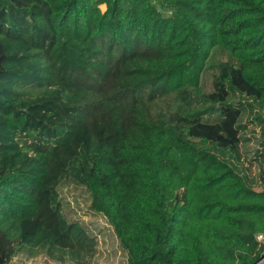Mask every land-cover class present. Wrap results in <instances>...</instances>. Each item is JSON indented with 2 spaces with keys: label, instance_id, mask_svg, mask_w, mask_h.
Wrapping results in <instances>:
<instances>
[{
  "label": "trees",
  "instance_id": "1",
  "mask_svg": "<svg viewBox=\"0 0 264 264\" xmlns=\"http://www.w3.org/2000/svg\"><path fill=\"white\" fill-rule=\"evenodd\" d=\"M158 1L0 0V264H264V0Z\"/></svg>",
  "mask_w": 264,
  "mask_h": 264
},
{
  "label": "rangeland",
  "instance_id": "2",
  "mask_svg": "<svg viewBox=\"0 0 264 264\" xmlns=\"http://www.w3.org/2000/svg\"><path fill=\"white\" fill-rule=\"evenodd\" d=\"M157 6L160 9V11L165 12V8L162 6V4L158 0H157ZM103 8H105V7L103 6ZM165 13H167V12H165ZM226 55L227 54L220 53V52L215 53V55H213L212 58L210 59V64L217 65L219 63V61L226 58ZM215 70H216V67H213L211 69L210 73L214 72ZM66 195H67V198L69 199V202L71 203L69 214L72 218L82 217L83 219L88 220V221L89 220H91L93 222L96 221V218L93 217L91 213H88L89 212L88 211V202L85 200L84 195H82L80 193H76V192H74V193H68L67 192ZM74 210H75V212H74ZM258 238L261 242L264 243V235H259ZM110 250H111V248L109 246L105 245L103 243V241L100 240L99 252L101 253V255H97L96 258H94V260H92L90 264H104V262L106 261L105 258H108V256H111V255H109ZM114 256L115 257H114V259H112V261L116 262L117 264H125V258H124L123 254L118 252Z\"/></svg>",
  "mask_w": 264,
  "mask_h": 264
}]
</instances>
